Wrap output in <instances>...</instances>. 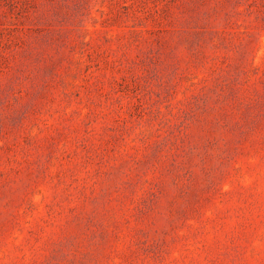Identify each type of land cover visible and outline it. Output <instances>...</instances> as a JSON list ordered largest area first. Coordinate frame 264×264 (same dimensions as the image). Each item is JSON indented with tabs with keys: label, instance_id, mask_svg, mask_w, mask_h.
Listing matches in <instances>:
<instances>
[{
	"label": "rangeland",
	"instance_id": "obj_1",
	"mask_svg": "<svg viewBox=\"0 0 264 264\" xmlns=\"http://www.w3.org/2000/svg\"><path fill=\"white\" fill-rule=\"evenodd\" d=\"M0 264H264V0H0Z\"/></svg>",
	"mask_w": 264,
	"mask_h": 264
}]
</instances>
